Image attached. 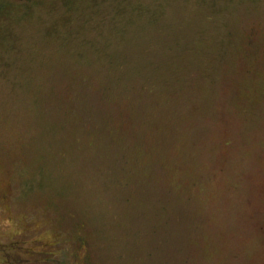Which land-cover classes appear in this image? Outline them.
Listing matches in <instances>:
<instances>
[{
    "label": "rangeland",
    "instance_id": "374dc122",
    "mask_svg": "<svg viewBox=\"0 0 264 264\" xmlns=\"http://www.w3.org/2000/svg\"><path fill=\"white\" fill-rule=\"evenodd\" d=\"M0 264H264V0H0Z\"/></svg>",
    "mask_w": 264,
    "mask_h": 264
}]
</instances>
